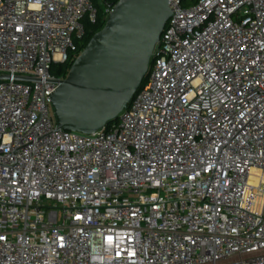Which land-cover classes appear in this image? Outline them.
Returning <instances> with one entry per match:
<instances>
[{"label":"built area","instance_id":"2783aa9c","mask_svg":"<svg viewBox=\"0 0 264 264\" xmlns=\"http://www.w3.org/2000/svg\"><path fill=\"white\" fill-rule=\"evenodd\" d=\"M168 4L146 84L86 134L52 67L94 0H0V264H264V0Z\"/></svg>","mask_w":264,"mask_h":264},{"label":"water","instance_id":"95a60500","mask_svg":"<svg viewBox=\"0 0 264 264\" xmlns=\"http://www.w3.org/2000/svg\"><path fill=\"white\" fill-rule=\"evenodd\" d=\"M109 6L113 11L104 27L51 95L59 129L90 134L118 119L148 75L155 47L172 15L168 0H118Z\"/></svg>","mask_w":264,"mask_h":264},{"label":"trees","instance_id":"16d2710c","mask_svg":"<svg viewBox=\"0 0 264 264\" xmlns=\"http://www.w3.org/2000/svg\"><path fill=\"white\" fill-rule=\"evenodd\" d=\"M117 2H118V0H101V2L99 0H94V3L98 9V19H97V22L95 24H90V23L86 22V24H85L86 25V34H85L82 42L80 43L81 49L85 48L86 45L88 44V42L90 41V39L93 37V35L95 33H97L98 31H100L104 27V25L106 23L105 9H106L107 5H109V4L115 5ZM73 63H74V61L70 60V61L62 63V64L54 65L52 67V71L54 70L55 74H53V75L66 77L68 75L69 70H70ZM147 79H148V75L145 77L141 87H143L146 84ZM114 121H116V120H114ZM114 121H112V122H114ZM112 122H110V123H112Z\"/></svg>","mask_w":264,"mask_h":264},{"label":"rangeland","instance_id":"374dc122","mask_svg":"<svg viewBox=\"0 0 264 264\" xmlns=\"http://www.w3.org/2000/svg\"><path fill=\"white\" fill-rule=\"evenodd\" d=\"M101 2V0H99ZM55 74L54 70L52 71ZM63 221L62 210H58V222L61 223Z\"/></svg>","mask_w":264,"mask_h":264}]
</instances>
